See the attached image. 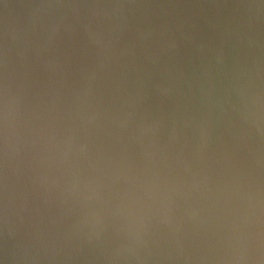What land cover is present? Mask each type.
Here are the masks:
<instances>
[{
  "label": "water",
  "instance_id": "1",
  "mask_svg": "<svg viewBox=\"0 0 264 264\" xmlns=\"http://www.w3.org/2000/svg\"><path fill=\"white\" fill-rule=\"evenodd\" d=\"M0 264H264V0H0Z\"/></svg>",
  "mask_w": 264,
  "mask_h": 264
}]
</instances>
